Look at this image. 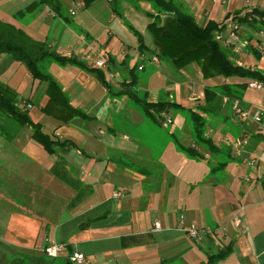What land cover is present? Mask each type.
I'll return each instance as SVG.
<instances>
[{"label":"crops","instance_id":"1","mask_svg":"<svg viewBox=\"0 0 264 264\" xmlns=\"http://www.w3.org/2000/svg\"><path fill=\"white\" fill-rule=\"evenodd\" d=\"M176 1L198 23H216L215 37L234 63L264 72V0ZM51 3L0 0V18L88 66L104 58L99 68L109 87L82 66L48 62L71 105L85 114L62 119L42 110L45 82L0 54V81L16 92L15 105L55 140L48 150L33 135L32 122L0 112V263L25 251L2 240L14 218L15 226L36 235L26 252L44 257L43 247L54 240L65 243L62 255L82 251L92 264H203L230 245L217 264H264V89L249 87L247 76L205 77L198 61L177 69L158 56L152 60L156 48L145 12L154 10L146 0ZM251 8L262 14L252 19ZM224 83L241 96L224 95L216 113L201 111L203 88ZM127 85L143 99L174 106L151 118ZM234 99L247 116L233 110ZM192 111L202 116L208 142L197 139ZM167 116L172 122L165 125ZM115 189L122 194L113 196ZM154 220L161 229H152ZM191 223L201 239L180 227Z\"/></svg>","mask_w":264,"mask_h":264},{"label":"trees","instance_id":"2","mask_svg":"<svg viewBox=\"0 0 264 264\" xmlns=\"http://www.w3.org/2000/svg\"><path fill=\"white\" fill-rule=\"evenodd\" d=\"M86 5L93 0H82ZM112 3L120 0H109ZM135 3L141 0H132ZM151 3L154 11L145 13L151 17L147 24V30L151 34L152 42L156 48V55L161 59L169 60L172 65L179 69L192 61H198L203 76L207 77L213 74H222L224 76L240 75L256 78L264 82V72L258 69H251L240 64L234 63L229 58V51L221 45L215 37L216 23L208 21L202 25L198 23L193 14L178 9L174 0H146ZM52 0H37V3H51ZM252 15L262 14L256 8L249 11ZM139 42L142 41L140 35ZM143 42L139 44L142 46ZM8 53L15 60L22 62L30 71L34 78L44 81L46 84L45 93L48 95V101L42 106L45 113L56 115L62 119H67L73 115L85 116L79 108L74 107L69 102L64 91L56 79L47 71L46 64L55 61L59 64L72 63L82 66L92 71L98 80L109 87L104 72L96 66H88L83 60L72 55H64L53 48L48 47L45 41L34 38L22 27L0 18V54ZM243 88L245 85L242 83ZM125 91L132 97L140 101V106L145 115L156 119V113L168 111L173 102L167 100L149 101L137 95L136 92L128 88ZM230 97L241 96V90L232 89L231 85L224 83L218 86H205L203 88L204 104L200 110L209 114L218 112L221 109L223 96ZM16 92L10 86L0 81V112L14 116L22 123L32 122L26 113L15 105ZM194 119V130L197 139L208 142L202 133L204 131L202 116L192 111ZM33 135L48 149L52 150L55 140L51 139L47 133H44L39 124L33 123ZM191 151L190 148H186ZM89 222L81 223L79 227L87 225ZM231 252V246L228 245L217 252H213L207 257L203 264H217ZM45 253V252H43ZM44 255V254H43ZM43 255L32 254L26 251H19V256L12 257L10 264H74L69 259V254L44 257ZM2 257V256H0ZM61 257L60 262L56 259ZM0 258V262H1ZM1 264V263H0Z\"/></svg>","mask_w":264,"mask_h":264},{"label":"built area","instance_id":"3","mask_svg":"<svg viewBox=\"0 0 264 264\" xmlns=\"http://www.w3.org/2000/svg\"><path fill=\"white\" fill-rule=\"evenodd\" d=\"M239 25L238 23H233L232 24V35L236 34V31L238 30ZM152 60L158 62V57L157 55H152ZM106 65V61L104 60V58L100 57L98 59H96L94 61V66L96 67H104ZM142 67V64L139 65V68ZM247 85L249 87H254V88H258V89H264V82L259 81L258 79L252 78L247 82ZM28 106H30V104L28 103ZM232 108L235 112L239 113L242 116H247L249 114V112L244 109L238 102V99H234L233 103H232ZM252 116L256 119L259 120L260 119V112L259 111H255L252 113ZM172 122V118L171 116H167L166 120L164 121V124L167 125L168 123ZM249 162L251 164H254L256 162V157H251ZM122 194L121 190L115 189L113 191V196H120ZM180 219L183 218L182 215H180ZM182 221V220H180ZM233 221L235 222L236 225H238L240 223V217L238 214H233ZM182 229L185 230V232L188 233V235L194 239V240H199L202 238V231L199 229V227L197 225H195L194 223H191L189 225H181L180 226ZM152 229L153 230H159L161 229V223L158 220H154L153 221V225H152ZM65 243L61 242V241H54L51 240L49 241L48 244H46L43 247V252H45L46 255L48 256H57L61 253H63V251L65 250ZM69 259L74 263V264H92L89 257L87 255H85L82 251H78V250H74L69 254Z\"/></svg>","mask_w":264,"mask_h":264},{"label":"rangeland","instance_id":"4","mask_svg":"<svg viewBox=\"0 0 264 264\" xmlns=\"http://www.w3.org/2000/svg\"><path fill=\"white\" fill-rule=\"evenodd\" d=\"M123 1H126V0H120V3H123ZM175 2H176V7L178 8V9H182L183 8V6H182V4H180L178 1H176V0H174ZM146 14V13H145ZM147 15V14H146ZM149 18H151L149 15H147ZM20 17H22L21 15H20ZM138 72V74L139 75H142L143 74V72H141V71H137ZM148 71L146 70V73H147ZM2 123H4L2 120H0V124H2ZM46 196H49L47 193H46ZM60 203H61V199H59V198H56ZM34 203L35 204H39V203H43V201L42 200H40V199H38V198H35V200H34ZM27 204V203H26ZM34 209L37 211V212H39V213H42V214H44L43 212V210H41L40 209V206H38V205H35L34 206ZM54 212H56V210H54ZM53 212V213H54ZM46 213V212H45ZM6 214H8V213H6ZM48 213H46V215H47ZM52 214V213H51ZM12 216V215H11ZM182 216H183V214H182ZM12 217H14V216H12ZM6 218L7 217H4L3 219H2V226L6 223ZM11 219H13V220H11V224H12V226L13 227H4L3 228V231H4V233H3V236H1L3 239V241H5V242H8V243H12V244H16V245H18V246H20L23 250H25V251H31L32 249H33V246H34V240H35V238H36V235H33L32 233H30L29 231H28V229L25 227V225L24 224H22V226H15L14 225V222L17 224V222L15 221V219L14 218H11ZM18 225V224H17ZM17 227V228H16ZM55 237L56 238H58L59 237V235L57 234V235H55ZM15 246V245H14ZM21 248H19V249H21ZM60 260H61V257H58L57 259H56V263L57 262H60Z\"/></svg>","mask_w":264,"mask_h":264}]
</instances>
